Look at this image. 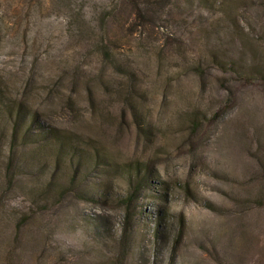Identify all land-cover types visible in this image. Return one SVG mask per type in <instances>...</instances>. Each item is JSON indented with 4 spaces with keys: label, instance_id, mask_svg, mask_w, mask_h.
Wrapping results in <instances>:
<instances>
[{
    "label": "rangeland",
    "instance_id": "obj_1",
    "mask_svg": "<svg viewBox=\"0 0 264 264\" xmlns=\"http://www.w3.org/2000/svg\"><path fill=\"white\" fill-rule=\"evenodd\" d=\"M0 89L108 157L1 164L0 264H264V0H0Z\"/></svg>",
    "mask_w": 264,
    "mask_h": 264
},
{
    "label": "trees",
    "instance_id": "obj_2",
    "mask_svg": "<svg viewBox=\"0 0 264 264\" xmlns=\"http://www.w3.org/2000/svg\"><path fill=\"white\" fill-rule=\"evenodd\" d=\"M7 97L0 93V119L3 125L10 129L7 151L5 154L3 152L4 159H0L8 187L15 184L16 177L38 170L39 176L35 178V184L41 186H35L36 189H64V185L55 180L58 179L60 167L65 165L72 168L69 184L74 187L79 182L82 184L91 175L94 166L107 162V155L100 153L95 144H89L88 148L81 146L85 141L81 135L74 136L68 130L49 124L26 102ZM40 161H43V164H40ZM125 171L130 193L121 201L127 212L124 230L131 227L132 207L136 205L138 194L147 183V179L141 176V167L138 164L126 165ZM84 174H87L85 178ZM47 178L48 183L45 181ZM36 189L30 193L37 194ZM80 193L83 196L91 194L90 191L82 190ZM100 194L107 195L105 187Z\"/></svg>",
    "mask_w": 264,
    "mask_h": 264
}]
</instances>
